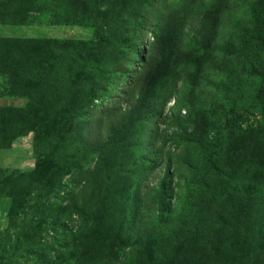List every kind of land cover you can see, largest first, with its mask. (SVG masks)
I'll use <instances>...</instances> for the list:
<instances>
[{
	"label": "rangeland",
	"instance_id": "1",
	"mask_svg": "<svg viewBox=\"0 0 264 264\" xmlns=\"http://www.w3.org/2000/svg\"><path fill=\"white\" fill-rule=\"evenodd\" d=\"M0 264H264V0H0Z\"/></svg>",
	"mask_w": 264,
	"mask_h": 264
}]
</instances>
